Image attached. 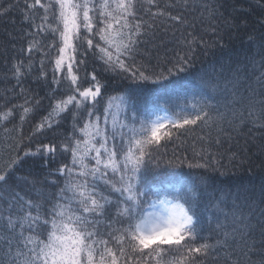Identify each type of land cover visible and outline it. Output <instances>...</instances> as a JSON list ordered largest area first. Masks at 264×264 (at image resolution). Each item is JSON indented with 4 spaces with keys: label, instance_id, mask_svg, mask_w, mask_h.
Wrapping results in <instances>:
<instances>
[{
    "label": "snow or ice",
    "instance_id": "6c2138e0",
    "mask_svg": "<svg viewBox=\"0 0 264 264\" xmlns=\"http://www.w3.org/2000/svg\"><path fill=\"white\" fill-rule=\"evenodd\" d=\"M20 2L9 0L7 6L0 5V16ZM22 2L23 19L30 30L21 52L28 56L13 63L12 76L20 84L32 74L36 53L40 55L37 79L48 85L47 114L38 119L31 135L56 132L68 118L73 132L59 144L40 139L34 150L29 144L22 156L0 170V264H204L221 249L225 264H240L233 256L237 247L247 264H264V223L259 225L261 238L252 236L257 209V219L264 220V185L259 197L253 198L254 194L218 189L203 174L172 171L160 179L162 168L218 169L203 155L205 149L192 159L157 155L167 142L197 128L215 126L223 132V124L232 123L229 114L244 115L238 106L246 107L250 117L257 104L264 112V44L258 53L261 59L249 60L254 68L260 65L257 88L248 85L242 91L246 77L241 67L225 73L210 66L143 101L136 89L105 97L108 75L139 86L160 84L189 71L194 39L187 42L185 55L164 67L157 64L149 69L137 62L142 46L155 36V25L145 16H167L177 22L184 18L159 9L157 0ZM177 4L185 11L203 9L210 15L216 11L203 0H174L170 7ZM45 61L51 65L50 78L44 71ZM188 91L192 99L179 105L174 117L168 116V100ZM20 93L23 103L0 108V126L5 132L10 131V122L18 118L23 125L39 110L40 98H31L23 88ZM101 101L102 108L98 107ZM162 109L165 115L159 114ZM255 121L264 127L258 115ZM58 152L70 159L45 177L55 192L39 191L32 181L38 192L34 200L10 185L11 169L25 157H39L47 166ZM204 214L215 221L218 233L211 243L199 231ZM257 251L258 258L253 260Z\"/></svg>",
    "mask_w": 264,
    "mask_h": 264
},
{
    "label": "trees",
    "instance_id": "16d2710c",
    "mask_svg": "<svg viewBox=\"0 0 264 264\" xmlns=\"http://www.w3.org/2000/svg\"><path fill=\"white\" fill-rule=\"evenodd\" d=\"M12 2L15 3V0ZM196 2H200V0H196ZM203 2L212 5L216 10L215 14L210 15L207 10L203 9L185 11L179 4L176 7H170L174 0H157L159 9L182 16L184 22L173 21L167 16L152 19L144 17L145 20H149L155 25V36L151 43L142 46V53L137 57V62L145 64L149 69L157 64L164 67L178 55H185L188 52L187 42L194 39L196 43L192 58L193 66L188 72L178 74L160 84L149 83L139 86L131 81L108 75V79L105 81L107 92L103 93L105 97L122 94L125 89H136L138 94H142L148 88L147 90L150 89L148 95L142 96L143 98L139 96V100L143 101L166 87L183 84L185 80L195 77L202 70H209L210 66H214L217 71L223 69L225 73L236 67H241L246 77L242 91L248 85L257 88L255 76L259 73L260 65L257 63L254 68L249 64V60L254 59L258 62L261 59L258 53L261 45L264 44V0H203ZM8 3L9 0H0V5L7 6ZM23 8L21 0L9 13L0 16V108L11 107L12 103H23L24 96L20 93V88L25 89L26 94L31 98H40L41 104L34 118L25 121L23 125L17 118L7 125L10 129L8 132H5L0 126V170L7 168L17 155L22 156L23 149L27 148L29 144H33V150L35 142H39L40 139L45 142L52 140L59 144L65 142L66 137L73 132L72 121L68 118L59 125V130L56 132L49 131L44 136L31 135L38 119L47 114L49 107V101L46 98L48 85L45 80L37 79L40 55L36 53L33 54L32 74L26 76L20 84H17L12 76L13 63L17 59L27 60L28 56L26 52H21V49L27 46L25 34L30 30L28 23L23 19ZM246 57L248 59H245ZM246 65L247 67H245ZM88 66L91 69V61ZM96 67L99 70V64ZM44 71L50 78L51 65L48 61H45ZM259 91L257 89V98H259ZM245 94L247 95V93ZM191 99V91L183 92L179 96H172L168 100L169 111L175 116L178 106L182 105L185 100ZM103 103L101 101L98 107L102 108ZM137 106L142 107L141 104ZM238 112H243L244 115L241 117L238 114L233 117L229 114L227 119L232 123L225 122L223 132H219L215 126L197 128L196 131L181 136L179 140L173 138L172 141L167 142L166 148H162V151L157 153L164 159L172 158L174 154L177 157L187 156L188 159H192L195 153L205 149L203 155L213 161V167L218 170L213 171L211 168L189 170L186 167L183 169L162 168L159 173L160 179L166 178L167 173L172 171L185 174L191 172L193 175L203 174L210 177L213 184L216 182L218 189L241 192L249 196L254 194L253 198H258L261 186L264 185V127L257 125L255 116L260 117L259 123H264V112H261L259 104L255 106L254 116L248 115L246 107L238 106ZM18 144L20 145L19 149ZM195 158L201 159L200 156ZM69 159L67 154L60 155L58 152L56 157L49 161L47 166H44L39 157H25L11 169L12 179L9 183L22 194L35 200L38 198V192L33 190L31 182H37L39 191L55 192L57 189L49 188L45 183V177L50 172H55L61 164L67 163ZM52 179L55 177L53 176ZM208 215L204 214L201 217L199 231L204 240L211 243L218 238V233L215 229V221L210 222ZM259 216L260 212L257 209L253 214L255 230L252 233L256 240L261 238L259 225L264 223V220L257 219ZM257 248L259 249V245ZM224 255L225 250H217L215 255H210L204 260V264H225ZM258 255L259 251L253 255V260H256ZM233 256L239 259L240 264H247L246 257L238 247ZM150 264H155V261H151Z\"/></svg>",
    "mask_w": 264,
    "mask_h": 264
},
{
    "label": "bare ground",
    "instance_id": "6f19581e",
    "mask_svg": "<svg viewBox=\"0 0 264 264\" xmlns=\"http://www.w3.org/2000/svg\"><path fill=\"white\" fill-rule=\"evenodd\" d=\"M148 88H146V90H144V92L142 93V94H139V96L141 97V98H143L142 96H145V95H148L149 94V90H147ZM127 89H125V91H126ZM137 107H140V106H137ZM160 115H165V112L163 111V109L160 111V113H159ZM167 115L168 116H170V117H172V114H171V111H168L167 112ZM214 185H215V187L217 188L218 186V184H216V182L214 183Z\"/></svg>",
    "mask_w": 264,
    "mask_h": 264
}]
</instances>
